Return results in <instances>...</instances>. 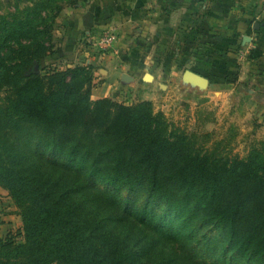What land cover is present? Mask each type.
<instances>
[{
	"label": "trees",
	"instance_id": "trees-1",
	"mask_svg": "<svg viewBox=\"0 0 264 264\" xmlns=\"http://www.w3.org/2000/svg\"><path fill=\"white\" fill-rule=\"evenodd\" d=\"M19 1L0 14V187L22 225L0 264H264V139L239 157L150 100L92 99L89 68L41 73L61 5Z\"/></svg>",
	"mask_w": 264,
	"mask_h": 264
},
{
	"label": "crops",
	"instance_id": "crops-1",
	"mask_svg": "<svg viewBox=\"0 0 264 264\" xmlns=\"http://www.w3.org/2000/svg\"><path fill=\"white\" fill-rule=\"evenodd\" d=\"M66 13L62 20L56 19L60 26L55 28L59 41L54 52L40 64L57 63L59 68L92 66L93 72L99 71L104 79L94 89L93 73L92 99L110 98L107 87L119 92L125 85L135 93L141 92V100H157L158 89L166 85L160 83L158 75L139 68L150 67L153 56L175 54L194 58L195 62L181 64V68H192L184 70L176 82L181 99L186 100L183 105L207 96L219 113H229V106L238 107L264 122V0H81ZM113 25L119 28L117 57L122 54L123 43L130 40L132 48L128 52H140L132 42L142 43L143 55L151 57L149 62L144 61L143 66L121 56L116 64L84 42L83 35L91 39L92 33ZM208 57L209 61H204ZM126 68H130L128 73L124 72ZM195 68H212L214 76H204ZM145 73L152 76L151 80L144 79ZM190 96L192 99L187 100ZM16 213L11 197L0 187V227L13 226Z\"/></svg>",
	"mask_w": 264,
	"mask_h": 264
},
{
	"label": "rangeland",
	"instance_id": "rangeland-1",
	"mask_svg": "<svg viewBox=\"0 0 264 264\" xmlns=\"http://www.w3.org/2000/svg\"><path fill=\"white\" fill-rule=\"evenodd\" d=\"M33 0H20L19 5H29L32 3ZM81 0H53V5L58 6L61 5V11L59 15L55 17L53 20V28L51 31V36L47 37L45 39L46 42L55 45L56 42L59 41V37L55 36V28H58L60 25H56V19L59 17V20H62L65 18L68 14L66 13L69 9L72 8V6L75 5V3L80 2ZM86 1V0H82ZM72 2V3H71ZM15 3V0H0V14L6 15L9 11L13 10V4ZM67 10V11H66ZM53 14V12L49 13ZM38 25V24H37ZM37 25L34 26V28L37 27ZM40 28V27H39ZM119 28L116 26L112 27H105L103 29H100L99 32H95V35L91 34V39H86L85 35H83L84 42L90 43L91 46H93V49L102 54L103 56H110L111 59H114L116 64L121 62V56L124 57L125 61H134V63L137 64H143L144 61L149 62L151 57L147 58L144 53V45L142 43H136L135 41L132 42L133 45H138L139 49L141 50L136 51L134 53L128 52L131 47L130 40H126L122 45V54L119 55V47L120 43L119 35H118ZM111 34L115 36V40L113 42L111 49H102L99 48L96 45V40L99 38L101 34ZM27 39H22V41L26 42ZM122 42V41H121ZM14 43V42H13ZM12 44V43H11ZM14 46V44H13ZM134 47V46H133ZM128 49V50H127ZM54 52V51H53ZM51 52V54L53 53ZM50 55V54H49ZM151 56V55H150ZM194 58H183L178 56H171V57H164L160 55H156L152 57V60L154 61L152 64H150V67L139 68L142 72H149L150 74H156L158 75V78L160 80L161 84L166 85V87H161V89H158V99L153 101V106L156 111H161L167 118L168 122L177 128L184 129L187 132H196L200 134L199 136H202L204 134H207V142L206 145L214 143L215 141H227L228 145L226 148L230 149L231 154H236L239 157H243L246 155L251 143L257 140L264 139V122L258 121V117L255 115H248L246 112H243L241 108H234V107H228L229 113H223L220 112L216 108L214 109L211 104L208 103L207 96H201L200 98H195V101L192 99V91L189 99L191 100V104L183 105L184 101L181 99L183 95H181L180 89L176 86L178 85V81L180 76H182V72L186 69H192V68H181L184 62L185 64H190L194 61H192ZM209 57L204 61H209ZM195 63V62H194ZM57 64V63H55ZM54 63L51 64H40L41 73H46L50 69H59V70H65L67 68H73L74 66H83L86 68H89V71L94 73L95 76V87L102 85L103 83V74H101L99 71L95 70L96 72H93V68L90 65L85 64H76L74 66H69L67 68H59L58 65H55ZM182 64V65H181ZM175 65V67H174ZM156 67V68H153ZM37 69V66L34 67ZM196 70L200 71L202 75L204 76H214V71H211L212 68H195ZM130 68H126L124 72L128 73ZM96 73V74H95ZM120 81L124 82L125 80L120 79ZM178 82V83H176ZM125 83V82H124ZM110 85V84H107ZM106 86V85H105ZM168 86V87H167ZM107 90V96L110 98L124 102L126 104L135 103L137 101H140L143 98V94L141 92L135 93L133 90H131L130 87H127L125 85H121V90L119 92L115 91L114 89H110V87ZM186 93V92H184ZM187 94V93H186ZM94 98V97H93ZM198 100V101H197ZM1 102V101H0ZM1 104V103H0ZM218 107V106H217ZM234 108V109H233ZM202 134V135H201ZM3 189V188H2ZM6 191V190H5ZM7 192V191H6ZM8 193V192H7ZM9 196V195H8ZM15 215V220H13V226L0 227V236H3L8 229H10V232H17L21 228V221L18 217V214ZM2 225V223H0ZM3 229V230H2ZM200 232H202L204 235L209 236L210 238H213V240L218 243V240L220 238V230L210 227V226H201L199 229ZM18 241H21V237L16 238ZM213 253V252H210ZM200 261L205 260L206 262H210L215 259V256L209 254V251L207 249H204L200 253Z\"/></svg>",
	"mask_w": 264,
	"mask_h": 264
},
{
	"label": "built area",
	"instance_id": "built-area-1",
	"mask_svg": "<svg viewBox=\"0 0 264 264\" xmlns=\"http://www.w3.org/2000/svg\"><path fill=\"white\" fill-rule=\"evenodd\" d=\"M114 40H115V36L108 34V33H105V34L103 33L96 40V45L102 49H111Z\"/></svg>",
	"mask_w": 264,
	"mask_h": 264
},
{
	"label": "water",
	"instance_id": "water-1",
	"mask_svg": "<svg viewBox=\"0 0 264 264\" xmlns=\"http://www.w3.org/2000/svg\"><path fill=\"white\" fill-rule=\"evenodd\" d=\"M152 76L149 73H145L144 79L145 80H151Z\"/></svg>",
	"mask_w": 264,
	"mask_h": 264
}]
</instances>
